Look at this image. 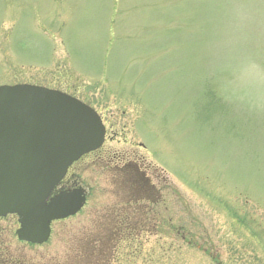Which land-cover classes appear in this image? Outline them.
Returning a JSON list of instances; mask_svg holds the SVG:
<instances>
[{"label": "rangeland", "instance_id": "374dc122", "mask_svg": "<svg viewBox=\"0 0 264 264\" xmlns=\"http://www.w3.org/2000/svg\"><path fill=\"white\" fill-rule=\"evenodd\" d=\"M22 83L88 104L107 135L70 166L85 203L47 242L0 217L11 249L264 264V0H0V85Z\"/></svg>", "mask_w": 264, "mask_h": 264}, {"label": "water", "instance_id": "95a60500", "mask_svg": "<svg viewBox=\"0 0 264 264\" xmlns=\"http://www.w3.org/2000/svg\"><path fill=\"white\" fill-rule=\"evenodd\" d=\"M103 138L100 118L79 100L40 86H0V216H18L19 240L44 243L52 220L81 208L80 189L49 193Z\"/></svg>", "mask_w": 264, "mask_h": 264}, {"label": "trees", "instance_id": "16d2710c", "mask_svg": "<svg viewBox=\"0 0 264 264\" xmlns=\"http://www.w3.org/2000/svg\"><path fill=\"white\" fill-rule=\"evenodd\" d=\"M10 246L11 243L5 239V231L0 225V264H72L70 262L56 261L51 258L49 260H44L43 258L34 259L27 257L17 249V251L11 249ZM91 255L92 253L89 251V256ZM108 256L109 252L107 254L101 252L100 256H96L94 260H92L91 257V260L87 264H113L112 259H114V257L108 258Z\"/></svg>", "mask_w": 264, "mask_h": 264}, {"label": "flooded vegetation", "instance_id": "af4514ba", "mask_svg": "<svg viewBox=\"0 0 264 264\" xmlns=\"http://www.w3.org/2000/svg\"><path fill=\"white\" fill-rule=\"evenodd\" d=\"M99 150V149H98ZM97 151V150H96ZM137 173L141 176V177H139L138 178V180L136 181L137 183V185H138V187H137V190L139 191V192H146V191H149L150 189H151V186H150V184H148L149 182V177H148V175L147 174H145V171H140V170H137ZM62 183H63V181H62ZM62 183H60L59 185H58V187L56 188V191H58V190H60L61 188H63V185H62ZM152 190V189H151ZM153 192H154V189H153Z\"/></svg>", "mask_w": 264, "mask_h": 264}]
</instances>
